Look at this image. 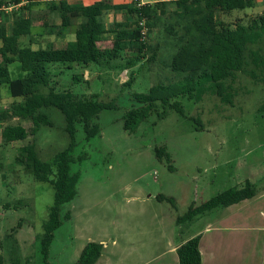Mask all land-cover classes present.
<instances>
[{
	"label": "rangeland",
	"instance_id": "1",
	"mask_svg": "<svg viewBox=\"0 0 264 264\" xmlns=\"http://www.w3.org/2000/svg\"><path fill=\"white\" fill-rule=\"evenodd\" d=\"M0 1L1 6H9L10 0ZM173 12L179 10L172 2L167 3L166 11H157L159 19L147 27L141 38L144 55L132 68H125V64L134 55L124 53L110 62V68L100 72L89 70L84 77L85 72L82 74L78 68L48 66L57 90H68L85 98L95 94L99 102L114 105L93 120L99 130L89 141L85 140L82 126L76 125V146L71 153L74 161L70 165V172L79 175L76 196L61 208V218L68 219L54 231L48 264H74L87 243L99 244L100 240L107 243L108 252L114 250L110 257L104 252V257L116 264H132L128 252L132 234L135 237V233L142 234L147 238L143 240H152L159 249L162 240L158 231L167 217L176 219L190 205H200L227 189L240 188L245 181L257 193L264 189V86L247 75H235L230 104L221 103L213 94L204 95L199 102L174 99L172 102L179 110L157 106L132 132L124 130V114L143 106L136 102L134 94L148 93L157 84L183 79L170 67L182 28ZM263 12L264 0L260 3L253 0L252 8L228 15L217 12L216 20L244 23ZM7 14L10 13L0 12V17L3 19ZM122 14L124 20L120 24L133 30L135 19L125 11ZM29 15L35 33L40 13L34 8ZM6 20L10 29L12 20L9 17ZM112 38L109 34L105 37L108 42ZM22 40L19 39L20 44ZM48 41L45 36H34L31 44L34 49H46ZM23 42L27 44L26 39ZM8 70L11 79L22 74L18 63L10 64ZM129 81L130 86H126ZM2 89L5 93L0 96V132L5 125L18 124L29 133L32 124L10 114L13 104L21 101L14 102L8 90ZM165 111L166 116L159 118L158 114ZM5 112L8 117L4 119ZM43 112L52 122L51 128L39 127L23 142L4 145L0 140V264L13 260L43 264L39 237L53 203V189L49 183L35 181L31 171L17 161L19 148L27 143H34L44 162H50L68 147L63 116L53 108ZM156 148H162L169 159L163 156L158 160ZM157 195L171 198L173 203L158 202L154 199ZM217 210L220 212L221 208L214 211ZM212 212L203 214L208 217L201 218L199 223L193 220L177 225L181 229L179 237L182 235L183 239L199 230L202 222H213ZM112 241H115L113 248ZM230 264H234L233 258Z\"/></svg>",
	"mask_w": 264,
	"mask_h": 264
},
{
	"label": "trees",
	"instance_id": "2",
	"mask_svg": "<svg viewBox=\"0 0 264 264\" xmlns=\"http://www.w3.org/2000/svg\"><path fill=\"white\" fill-rule=\"evenodd\" d=\"M176 5L179 12H173L181 23V34L177 36V52L171 62V70L183 76L181 81L169 84H157L148 93L134 94L133 98L142 107L129 110L123 116V128L132 132L151 111L158 107L178 109L174 99H187L199 102L206 94L218 97L221 103H231V82L237 73L249 76L264 86V12L249 18L246 22L236 21L228 24L216 20V13L228 15L233 11H243L253 7V0H161L154 5L135 8L131 5H113L110 0H99L89 7L68 5L66 0H10L9 4L18 5L19 13L12 16V29L9 35L4 25L0 24V86H6L9 95L21 102L11 108V117L29 121L32 128L28 131L21 125H5L0 132L4 145L23 142L29 134L34 135L39 127H52L45 109H56L64 121L63 131L69 139V145L55 154L50 162L42 161L34 143H27L19 148L18 162L31 171L37 182L49 183L53 189V203L49 208L43 233L39 237L43 264L47 258L54 231L67 216L61 218V208L76 196L79 175L70 172L74 158L71 156L76 146V125L80 124L89 141L98 133V125L93 123L103 110L113 109V104L98 101L93 94L88 98L79 97L68 90H57L50 79L48 66L68 65V68L80 70L94 69L100 72L110 68V62L120 54L134 55L125 68H132L144 55L145 46L141 41L137 24L145 20L146 27L157 21V11H166L167 3ZM44 4L49 11H59L61 25L66 26L69 19L78 20L74 42L60 49H37L21 47L18 39L29 36L31 20L24 17L25 11ZM2 2L0 1V6ZM106 11H125L134 18L135 28L128 30L125 24H115L106 31L102 23ZM113 38L108 46L101 43L106 35ZM17 62L22 76L11 79L7 64ZM258 73L260 76H258ZM126 86H130V81ZM264 109V105H263ZM179 110V109H178ZM166 116V111L158 117ZM8 117L6 112L3 118ZM5 119V118H4ZM156 158L169 159L162 148L155 149ZM169 161V160H168ZM256 189L248 181L240 188L227 189L200 205H190L187 211L175 219L177 225L192 222L198 216L217 208H226L255 196ZM156 201L173 203L171 198L156 196ZM101 244L87 243L81 250L74 264H94L100 256ZM178 264H201L199 237H193L176 249ZM9 264H21L13 260Z\"/></svg>",
	"mask_w": 264,
	"mask_h": 264
},
{
	"label": "crops",
	"instance_id": "3",
	"mask_svg": "<svg viewBox=\"0 0 264 264\" xmlns=\"http://www.w3.org/2000/svg\"><path fill=\"white\" fill-rule=\"evenodd\" d=\"M96 1L99 0H66L68 5L76 4L83 7H89ZM256 1L257 3L261 2V0ZM110 2L113 5H124L126 7H129L130 5L128 0H110ZM146 3L147 5H150L152 0H146ZM154 3H157L156 0ZM23 5L24 3L18 5L9 4L8 7L12 8L7 11L10 13L7 14V17L12 20L13 13H19L18 9ZM34 8L40 13V17L35 25L37 28L34 27L36 29L34 33L33 26H31L30 35L19 38L23 39L21 44L18 39L21 47L30 46L32 50L43 49L42 47L35 49L32 47V37L34 36H45L49 38V41L47 42L48 44L44 48L60 49L74 42L78 20L70 18L67 25L62 26L59 11H49L44 4L33 7L31 11ZM31 11H25L23 15L31 20L32 25V17L29 15ZM46 12H49L48 15ZM7 17L3 19L0 17V24L4 25L5 32L9 35L13 25L10 29L8 28L9 21L6 20ZM123 17L124 15L122 14V11L104 12L102 23L105 30L110 31L115 24L122 23L124 20ZM68 36L71 39L68 38ZM25 39L27 44L23 45ZM57 40H60V42L55 43ZM108 43L110 42L105 39L101 44L106 45ZM12 63L17 62L8 63L7 68ZM89 70L92 71L94 69L81 70L82 74L85 72L83 77L89 72ZM20 75L22 76V74H19V76ZM2 87L8 90L6 86H0L1 90H3ZM4 93L5 91L0 92V96H4ZM13 100L14 102L16 101V99ZM152 198L153 197L150 199ZM214 210H212L213 212H208L213 213V222H202V229L200 228L199 230L194 231L191 235L183 239H181L182 235L179 237L181 229L179 230L177 224H175V218L167 217V220L164 222L167 225H164V223L161 224L160 230L158 231L161 235L160 241L162 240V247L159 249L154 247L152 240L151 242L149 240H143V238L145 239L146 237H143L142 234L135 233L137 237L132 234L133 236L129 237L131 248L128 251L132 258V264H178V258L176 255L177 247L196 236L199 237L201 264H217L220 261L230 264L232 258L234 259V264H264V189L260 193L256 192L255 196L251 199L243 200L238 204L226 208H221L220 212ZM205 215L196 218L194 222L199 223L202 219L208 217ZM156 217L157 216H154V218ZM98 243L102 245V249L99 258L94 264L98 261V264H116L114 261L108 260L107 257L103 256L104 252L109 257L112 256L114 250L108 252L107 243L102 240ZM113 246H115V241H112L111 243L112 248Z\"/></svg>",
	"mask_w": 264,
	"mask_h": 264
},
{
	"label": "built area",
	"instance_id": "4",
	"mask_svg": "<svg viewBox=\"0 0 264 264\" xmlns=\"http://www.w3.org/2000/svg\"><path fill=\"white\" fill-rule=\"evenodd\" d=\"M128 3L135 8H140V7L147 4L145 0H128ZM11 8L12 7L1 6L0 12H7L8 10H11ZM137 29L140 31L141 38H143L145 36L146 32L148 31V28L145 25L144 19L139 20V22L137 24Z\"/></svg>",
	"mask_w": 264,
	"mask_h": 264
}]
</instances>
